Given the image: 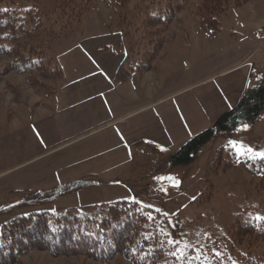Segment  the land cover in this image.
Returning <instances> with one entry per match:
<instances>
[{"label":"rangeland","instance_id":"rangeland-1","mask_svg":"<svg viewBox=\"0 0 264 264\" xmlns=\"http://www.w3.org/2000/svg\"><path fill=\"white\" fill-rule=\"evenodd\" d=\"M200 2L190 0L178 12L152 70L158 97L171 95L160 107L179 105L183 117H188L185 120L192 134L190 137L212 125L201 118L197 103H191L193 92L184 88L244 58L243 64L254 65L257 69L253 80L264 74V0H250L240 6L232 3L219 16L218 29L214 33L203 32L199 27L197 6ZM34 5L45 12L52 29L62 33L54 39L49 50L54 61L62 66L64 59L78 52L84 31L61 32L65 21L54 8V0H38ZM145 5V2L130 0L119 19L113 0H99L96 9L86 13L83 20L90 34L105 33L110 22L114 28H118L119 22L125 27L136 26ZM9 60L10 57L0 54V63ZM26 78V73L10 72L0 83V222L22 212L4 208L81 179H69L79 174L81 168L85 172L83 177L94 179V183L63 192L45 207L56 213L76 207L82 215H94L102 203L135 198L141 206H152L150 208L155 210L153 226L161 229L168 239L178 241L176 249L179 250L204 248L219 232L227 233L238 219L264 217V185L259 176L251 174L242 163L217 171L212 166L219 149L230 148L237 153L232 142L245 150L264 151V108L260 119L254 123L245 122L232 130H216L189 164L172 165L168 161L190 137L169 145L144 141L127 147L125 160L95 175L88 161L122 145L102 138L113 128L67 143L70 138L61 133L53 112L54 90L61 86L62 80L47 79L44 80L46 88H34ZM11 83L18 88V97L10 88ZM121 94L129 101L124 89ZM81 132L88 133L89 129ZM170 177L173 179H168ZM96 178L102 181L97 182ZM177 180L178 187L174 186ZM16 264L128 262L120 259L100 262L82 255L53 256L46 251L33 250Z\"/></svg>","mask_w":264,"mask_h":264},{"label":"trees","instance_id":"trees-1","mask_svg":"<svg viewBox=\"0 0 264 264\" xmlns=\"http://www.w3.org/2000/svg\"><path fill=\"white\" fill-rule=\"evenodd\" d=\"M36 1L0 0V54L10 57L9 61L0 63V83L10 72L26 73L27 83L34 88H46L44 80L47 79H64L62 67L49 52L54 39L62 33L52 29L45 12L35 7ZM98 1L54 0V8L65 21L61 32L84 30L83 16L94 11ZM113 1L121 19L130 0ZM134 1L146 5L136 26L125 27L118 23L117 32L127 55L116 73L119 82L154 68L172 22L190 0ZM200 1L197 6L199 27L203 32L214 33L218 29L219 16L232 3L240 6L250 0ZM9 86L18 97V88L12 83ZM263 108L264 80H261L248 88L235 106L220 114L211 127L187 139L168 162L172 165L191 163L216 130H232L245 122L254 123L260 119ZM239 163L251 174L259 176L264 185V160L259 158L240 156L230 148H221L212 166L217 171ZM92 183L94 180L90 178L71 181L35 194L31 200L25 198L4 208L22 212L0 222V264H16L33 250L46 251L53 256L82 255L100 262L120 259L128 264H264V220L238 219L227 233L219 232L204 248L196 251H193L194 247L188 248L185 258L177 260L172 255L177 251L176 247L168 243L165 233L155 228L153 219L148 218L149 213L155 216V210L138 202L102 203L94 215H82L76 207L68 208L65 213L45 207L59 194ZM212 249L222 255L217 257ZM197 251L202 253L198 260L193 259Z\"/></svg>","mask_w":264,"mask_h":264},{"label":"crops","instance_id":"crops-1","mask_svg":"<svg viewBox=\"0 0 264 264\" xmlns=\"http://www.w3.org/2000/svg\"><path fill=\"white\" fill-rule=\"evenodd\" d=\"M106 27L105 33L90 34L84 23L78 52L64 59L60 65L64 79L54 92L56 99L53 103L55 122L61 133L70 138L67 143L113 128L102 138L118 141L122 145L115 151L98 154L88 161L95 175L125 160L129 146L140 145L144 141L169 145L192 135L185 120L188 117H183L179 105L160 107L161 102L171 95L158 97L153 84L154 68L141 76L134 75L125 82L116 80L117 70L127 55L117 28L111 22ZM244 59L184 88L193 92L191 103H197L199 115L208 124L213 125L220 114L240 101L248 88L264 80V74L253 80L256 68L243 64ZM121 88L127 93L129 101L121 94ZM86 129H89L88 133L81 132ZM108 163L110 166L106 165ZM84 173L81 168L79 174L69 179L84 178Z\"/></svg>","mask_w":264,"mask_h":264},{"label":"snow or ice","instance_id":"snow-or-ice-1","mask_svg":"<svg viewBox=\"0 0 264 264\" xmlns=\"http://www.w3.org/2000/svg\"><path fill=\"white\" fill-rule=\"evenodd\" d=\"M4 11H7V9H5ZM232 147L235 148V149H237V153H238V155H240V156L250 155V158H252V159L259 158V159H261V160H264V151L257 152V151H254V150L251 149V148H247L246 150L243 149V148H238V147H237V144H236L235 142H232ZM168 179L171 180V179H173V178L170 177V178H168ZM179 184H180V182L177 180V181H175L174 186H177V187H178ZM133 202H137V201H135V198H133ZM146 207H152V206H151V205H146ZM156 211H160V210H159V209H156ZM164 215L166 216L167 213H164ZM148 218H149L150 220H151V219H154V217H152L151 213H149ZM256 219H257V220H264V217H257ZM173 227H174V225H173ZM168 235H171V233H168ZM168 243H169L170 245H172V246L175 248L176 245H177V243H178V241H176V240L173 238V239H169V240H168ZM187 247H188V246L186 245V246H185V249H187ZM193 251H196V249H193ZM212 251H214V253H215V255H216L217 257H220V256L222 255V254H221L218 250H216V249H212ZM177 252H178L179 254H177ZM172 255L175 256L177 260H181V259H184V258H185V256H186V251H185V250H179V249H177V251H176V252H173ZM201 255H202V253H200L199 251H197V254H196L195 257H193V259L198 260V259L200 258Z\"/></svg>","mask_w":264,"mask_h":264}]
</instances>
